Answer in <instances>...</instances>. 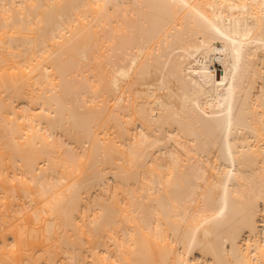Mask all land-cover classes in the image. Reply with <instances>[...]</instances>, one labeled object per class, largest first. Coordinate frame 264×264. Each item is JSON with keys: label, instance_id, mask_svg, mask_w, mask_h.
<instances>
[{"label": "bare ground", "instance_id": "obj_1", "mask_svg": "<svg viewBox=\"0 0 264 264\" xmlns=\"http://www.w3.org/2000/svg\"><path fill=\"white\" fill-rule=\"evenodd\" d=\"M0 264H264V0H0Z\"/></svg>", "mask_w": 264, "mask_h": 264}]
</instances>
